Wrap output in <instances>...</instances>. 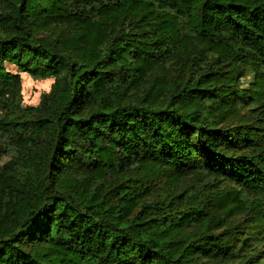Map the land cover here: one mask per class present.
<instances>
[{
  "label": "trees",
  "instance_id": "16d2710c",
  "mask_svg": "<svg viewBox=\"0 0 264 264\" xmlns=\"http://www.w3.org/2000/svg\"><path fill=\"white\" fill-rule=\"evenodd\" d=\"M0 2V87L54 78L0 116V264H257L264 0Z\"/></svg>",
  "mask_w": 264,
  "mask_h": 264
},
{
  "label": "rangeland",
  "instance_id": "374dc122",
  "mask_svg": "<svg viewBox=\"0 0 264 264\" xmlns=\"http://www.w3.org/2000/svg\"><path fill=\"white\" fill-rule=\"evenodd\" d=\"M2 6L3 3L0 2V10ZM5 68L17 78V81L0 87V116L20 115L24 109L36 106L41 97L49 92L54 81L52 77H36L18 72L14 66L9 64H6ZM239 82L241 88H246L247 81L244 77L239 78ZM240 111L245 112L246 108H241ZM1 154L2 163H6L12 158L10 153ZM165 178V175H160L154 184L157 187H168V183H164ZM260 223L255 218L244 219L242 216L236 215L230 219L228 226L236 227V233L231 240L235 254L238 257L258 262L257 264H264V224L259 227ZM60 255L71 256L74 253L69 249H62Z\"/></svg>",
  "mask_w": 264,
  "mask_h": 264
}]
</instances>
